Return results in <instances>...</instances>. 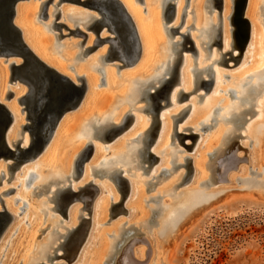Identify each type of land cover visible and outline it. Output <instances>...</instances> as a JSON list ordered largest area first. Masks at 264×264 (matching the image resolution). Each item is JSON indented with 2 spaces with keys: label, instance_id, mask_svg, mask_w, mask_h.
<instances>
[{
  "label": "bare ground",
  "instance_id": "6f19581e",
  "mask_svg": "<svg viewBox=\"0 0 264 264\" xmlns=\"http://www.w3.org/2000/svg\"><path fill=\"white\" fill-rule=\"evenodd\" d=\"M87 1L78 0L83 3ZM89 1L99 6L89 8L67 0H39V4L19 1L14 7L12 23L19 30L25 46L44 65L73 84L78 85V78H82L85 90L79 103L63 112L47 142L34 155V148L48 131V120L52 119L49 115L48 120L41 121L36 113L45 90L29 77L31 73L30 75L36 78L31 63L22 66L23 72L12 80L10 63L21 66L23 60L18 56H0L3 58L0 60V104L11 116L4 136L5 143L11 150H15V145L21 150H28L15 153L12 157H0L5 161L0 163V197L13 193L12 199H9L12 203L9 200H3L1 203V209L4 208L13 217L11 224L0 237V264H17L18 260L23 262L21 264H64L57 262L61 259H77L74 261L79 262L78 264H163L167 249L178 240L182 229L187 224H192L200 213L220 202L227 192L233 189L230 186L212 189L216 184L236 182L240 178L239 182L243 188L264 193V163L261 162L264 149V50L261 47L263 37L260 30V26L264 27V1L259 5V15L255 20L252 14L257 8L256 0H245L242 16L247 20L248 33L246 44L243 45L246 50L242 48L239 51L234 48L237 46L238 36L241 35L235 21V10L241 0H222V4L220 0V13L214 11L217 0H195L193 9L190 2L186 3V7H183L186 16L177 26L175 22L179 16L182 18L183 12L180 0H153V3H156L155 8L150 4L151 0H144L147 5L144 18L141 16L142 10L133 5V0H116L115 4L124 10L134 27L137 56L132 34L118 9L113 10L115 6L110 7V0ZM45 4V18L49 17L50 20L42 27L46 32L53 33L57 48L63 44L54 32V23H60L63 28L70 30L63 24L65 20L72 24L71 31L76 28L80 31L83 29L94 35L93 38L92 35L82 32L84 39L70 44L79 47L73 55L74 58L84 61L88 54L83 53L85 49L100 47L99 55L96 54L92 61L78 64L74 77L65 71L66 68L72 69L71 65L65 67L57 58L46 54L45 40L48 38L41 33L39 27L31 24L33 15H36L35 20L40 22ZM61 4H75L84 10L69 11L62 9ZM169 4L172 8H168ZM203 5L207 12H211L210 18L201 14ZM167 10L171 12H166ZM193 11L192 30H196L195 34L187 31L188 16ZM165 14H170L169 23V20L165 21ZM66 24L69 27V24ZM99 25L101 28L97 31ZM107 27L111 32L107 31ZM163 32L167 39L162 51L164 56L154 63L151 71L144 74L142 69L149 67L155 59L156 45L158 42H164ZM105 33L109 35L104 36ZM184 37L191 40L195 50L197 48L195 54L192 52V63L188 60L189 55L184 53L190 51L185 49ZM99 40L102 41L95 47ZM248 47L250 52L247 51ZM227 52L235 56L239 53L236 61L229 60L233 62L231 66L241 58L238 68L229 75L219 71L224 58L222 55L228 57ZM62 55L66 58L71 56ZM105 56L115 57L113 60L120 62V68H117L120 65H114L116 69L135 67L133 72H129L131 79L128 77V88L126 87L117 98V101L123 104L112 115H107L102 105L103 93H106L103 87L107 89L114 83V71L106 67L101 69L99 65L106 64L103 62ZM179 56L181 60L177 63ZM203 60L207 64L202 65ZM129 61L133 62L122 66L124 62ZM83 70L87 73L81 74ZM91 70L98 72L100 79L104 80L97 84L95 74ZM208 73L213 83L210 91L207 88L209 92L204 95L207 86L202 84V81L208 80ZM230 79L235 80L232 85L222 84ZM14 81L23 85L13 90L16 97L11 104H6L3 100L7 99L9 93L12 95L11 85H7ZM169 81L176 83L171 85L168 97L162 99L161 92ZM183 93L188 95L181 99ZM194 93L202 99L199 107H195L194 96L188 97ZM185 98L186 103L177 105ZM166 101L168 104L156 114L159 119L156 124L153 121L155 108ZM140 102L143 105L134 109V106L131 107ZM17 104L21 106L20 109ZM125 104L128 105L127 109ZM83 115L85 120L77 134V142L68 144L69 136L77 127L75 123H79ZM127 115H131L130 125L126 124L130 120H126ZM169 118L172 119V126ZM178 118L179 120L174 122ZM214 119L215 123L208 125ZM155 124V132L159 127L158 132L150 143ZM15 125L18 126V130L14 131L16 137L12 132ZM176 133H194L196 137L192 140L184 139L183 142L187 144V147H184ZM82 139L85 140L84 144ZM109 141V145L101 146L100 142L105 144ZM60 142L64 145L62 152L58 147ZM234 143H238V146L245 150L248 148L246 158L239 153V148H234ZM88 144L93 145L92 155L86 164H82L78 173V160L85 156ZM179 146L189 153L184 155ZM163 148L169 150L157 159L155 155L158 156L159 151V154H162ZM153 160L155 161L152 163ZM169 163H174L171 169L176 171L173 173L170 170L172 174L159 178L162 172L168 170L166 167ZM240 164L243 165L239 168ZM238 168L240 173L235 176L233 171ZM247 169L254 175L250 176L252 179L245 178ZM126 172L133 178H127ZM141 173H144L145 177H141ZM89 176H96L103 181L96 183L88 179ZM156 178H159V181L157 180L155 186L156 183L152 181ZM253 178L256 179L255 182ZM150 183L155 187H144L146 191L153 192L154 195L168 196L170 199L165 198L167 202L160 199L162 202L158 207L154 203L146 206L145 203L156 197L144 198L142 184L146 186ZM183 184V190L177 191V187ZM4 186L9 187L4 189ZM92 186L96 188L97 195L102 194L97 202H93V196H90ZM256 195L264 198L258 193ZM42 196L44 199H40ZM32 197L38 198L35 211L39 215H45L44 222L48 223L38 231L46 232L45 240L33 249L34 255L29 256L30 259L26 261L17 253L21 242V239H18L19 235L25 241L30 238L28 234L23 233L25 229L21 232L23 225L17 218L24 223L30 219L31 225L35 224L33 219L36 217L37 220L38 214L35 215L36 212L29 203V198ZM74 201H80L82 205L75 206ZM17 204L20 206L16 208V213L14 207ZM157 209L160 210L154 225L149 226L150 213L152 215ZM107 213L110 219L118 214H124L125 217H117L113 222L107 223L110 226L104 227ZM42 218H39L40 222ZM83 223H88L87 227L83 226ZM26 227L28 230L27 225ZM31 228L30 226V231ZM81 233L83 235L80 237ZM141 237H145L147 241L136 240ZM3 243L5 244L2 247ZM147 243L150 247L148 251L144 247ZM101 246L103 247L99 251L98 247ZM24 252L26 251H23V254Z\"/></svg>",
  "mask_w": 264,
  "mask_h": 264
},
{
  "label": "rangeland",
  "instance_id": "374dc122",
  "mask_svg": "<svg viewBox=\"0 0 264 264\" xmlns=\"http://www.w3.org/2000/svg\"><path fill=\"white\" fill-rule=\"evenodd\" d=\"M29 1H32L31 3L35 2L36 4H39V0H26V1L24 0L23 2L26 3ZM172 1H174V0H172ZM194 1L195 0H182V1L180 0V6L182 8L186 7V3L188 4L190 2L191 7L193 9L194 8ZM263 1L262 0H256V7L258 8V10L256 8L252 14V17L255 20L257 19V15H259L258 14V11H260L259 5H261L263 3ZM132 3L135 7H138L140 10H142L140 12H141V16L144 18L146 16V14H145L146 9L145 8L147 7V5L145 4V1L144 0H136V1L133 0ZM150 4H152L153 7L156 6V3L154 4L153 0H151ZM221 4H222V0H221ZM263 5H264V3H263ZM61 8L69 10V11H73V10L83 11L84 10V8H82L81 6H77L75 4H61ZM48 9H50V11H51L52 10L51 6H49ZM158 10L160 12L159 8H158ZM184 10H185V8H183V12L181 15L182 18H180V16H179L180 19L178 18L176 20V22H175L176 26L178 25V23H182L184 21V18L186 16ZM220 10H221V7L220 8H218V7L214 8L215 12L220 13L221 12ZM193 13H194V11L189 13V16H188L189 19L187 21V25L189 26L187 31H189L191 34L196 33V30H192V29H194V27L192 25V24H194V14ZM46 14L48 15V10H47ZM201 14L204 15L205 18H210L211 12H207V8H205V6L203 5L202 10H201ZM167 16L170 17V14H167ZM35 19H36V15H33L32 23H31L32 26L39 27L41 30V33L48 38L45 40L46 54L48 56L57 58L58 61H61L65 67L71 65L72 69L66 68L65 71L67 73H69V75H71L72 77H74V74H75L74 70H75V68H77L79 63H84V64L89 63L90 61H92L95 58L96 54L99 55V48L100 47H96V49L94 48L93 50L88 52V54L84 57V61L77 60L76 58H74L73 55L78 51L79 47L76 45L75 46H71V45L76 44L79 41H82L84 39L83 36H80V35L76 36V35H71V34L67 35L68 30L65 28H61V30H55L54 31L55 33L59 34V32H61V34L64 35L63 37L59 38V42L62 43L63 46L60 48L59 47L57 48L56 42H55L56 40L54 39L53 33L48 32V31L46 32V30L42 27V25L46 24L50 20V18L49 17L48 18H41L40 22L36 21ZM170 20L167 23H169ZM65 21L66 22L65 23L63 22V24L68 29H70V30L73 29L72 24L69 23V21H67V20H65ZM57 22H59V19L57 20ZM66 23L69 24V27L67 26ZM161 24H162V22H161ZM260 30H261V34L263 37V39H262L263 43H262L261 47L264 50V27L260 26ZM81 32H83L85 34H90L94 38V35L92 32H88V31H85L83 29H81ZM108 35H109L108 33L104 34V36H108ZM249 35H250V32H249ZM162 38H163L164 42L163 43L158 42V44L156 45V47H157L156 52L157 53L156 52L154 53V56H155L154 58L156 60L155 59L152 60V62H151L152 64L150 63L149 67L147 66V68L142 69L143 70V71H141L142 73L145 74L149 70L151 71V69L155 66L156 62L160 61L163 58L164 54L162 51L165 48V44H164L166 42L165 40H167L164 32H163ZM192 41L194 42L195 40H193V38H192ZM250 43H251V40H250ZM199 48H200V46H199ZM55 49H57L58 52H56ZM196 50H197V48H196ZM217 50H218V48H217ZM243 50L245 51L246 49L243 48ZM190 51L184 52V53L189 55L188 60L190 63H192L194 61V58L192 56L193 55L192 51L191 52ZM247 51L250 52V47H248ZM53 53H55V55ZM62 54L71 55V56H73V58L71 56L66 58ZM246 55H248V54H246ZM63 57H64V59H63ZM69 58H71V59H69ZM0 60H3V58H0ZM240 60H241V58H238V61L234 66H231V65H233L232 64L233 62L230 61L229 62V65L231 66L230 68H227L226 66H219V71L221 73H227L228 75L233 73L238 68ZM100 62H101V60H100ZM115 64L120 65V62L116 61V60H112V61L110 60V61H106L105 65L104 64L102 65L101 63L99 64L101 66V69H104V67H106V68H108V69L110 68L114 71L113 75H114V83L115 84L113 83L112 85H109L110 87L108 86L107 89L105 87H103V90H105L106 93H103L102 105H103V110H105L104 112L107 115H112V113H115L116 109L121 107L120 105L123 104V102H121V103L118 102L117 98H118V96H120V94L122 92H124L128 88L127 86H128L129 81L131 79V77H129L130 76L129 72L130 71L133 72L135 70L134 69L135 67L130 68L131 70L129 68L116 69L114 67ZM205 64H207V62H205L203 60L202 65H205ZM91 71H93V70H91ZM85 73H87L86 70H83L81 72V74H85ZM93 73L95 74V77L97 79L96 80L97 84L100 81L102 82L104 80V79H100V74L98 72L93 71ZM175 81H177V80H175ZM234 81H235L234 79H230L229 81L225 80V82L222 84L232 85L234 83ZM173 83H176V82H173ZM9 85H11L10 89H11L12 95L9 96L10 98H7V99L5 98V100H3V102L6 104H11V102L14 101L16 96L13 93V90L15 91L16 87L21 86L23 84H19V83H17V81H14L11 84H8L7 86H9ZM176 85L177 84H174V86H176ZM111 86H113V87L111 88ZM209 88H211V87H209ZM99 89H102V88H99ZM206 91L207 92H205L204 95H206V93H208L210 91V89H209V91L208 90H206ZM196 94L197 93L190 94L188 97H190L191 95L194 96L195 101H196L195 107H199L200 106L199 103L202 99L200 100V97H196ZM183 101L178 103L177 105H179V104L182 105V104L186 103L185 102L186 98ZM141 105H143V104L140 102V103H136V104L132 105L131 107L134 106L133 107V109H134L135 107L141 106ZM17 107H18V109H20L21 106L18 105ZM125 108L126 109L128 108L127 104H125ZM253 110H255V109H253ZM135 112H137V110ZM103 114H102V116H103ZM80 118H82V119H79L80 121L78 120L79 123H75V127L76 126L77 127L75 128L74 133L71 136H69L68 144L72 143V142H77V140H76L77 134H78V132H79V130L83 124V121L85 120V115H83ZM132 118H133V116H132ZM131 120L132 119L127 121L126 124L130 125ZM169 120L171 122L170 126H172V123H173L172 119L169 118ZM214 121H215V119L212 120V122L208 125L215 123ZM179 123L180 122H178V124ZM158 128H157L155 134L154 135L152 134L150 143L152 140H154L155 136L157 135ZM17 130H18V126L15 125L13 127V131H12L13 136H15V137L17 136V134L14 135V131L16 132ZM60 143H59L58 147L61 149V152H62L64 149V145H62V143L61 144ZM82 143L84 144L85 140L82 139ZM94 143H95V141H94ZM100 143L102 144V145L101 144L100 145L104 147V146L109 145L111 143V141L105 142V144H103L102 142H100ZM60 145H61V147H60ZM92 147H93V145H92ZM234 148H239L238 151L243 156V158L247 157L248 148L245 150V149L241 148L240 145L238 146V143H234ZM180 149H183L182 146L180 147ZM168 150H169V148H163L161 150V152L163 151L162 154L161 153L159 154V152H160L159 151L158 156L157 155H155V156L158 159L159 156L164 155V153H166ZM91 151H92V149L90 150V153L87 156V158L82 160L81 166H82V164H84V163L86 164L88 162L87 160L92 155ZM107 151H109V150H107ZM107 151L104 150V152H107ZM183 151H184L183 152L184 155H187L189 153L188 150L183 149ZM261 158H262L261 162L264 163V149H263V153L261 154ZM154 161L155 160H153L152 163ZM0 163H5V161L0 159ZM169 164L166 167V170L168 169L169 171L167 170L168 172L167 171L162 172L160 174L159 178H163V177H166V176L172 174L170 172V170H172V172L176 171L175 169H171V167L173 166L174 163H171L170 166H169ZM241 165H243V164H240L239 168L241 167ZM49 167L53 168L52 165H49ZM54 167H55V165H54ZM239 168L233 171L235 176H237L240 173ZM139 172H141V170L138 171V173ZM134 173L136 174L137 172H134ZM143 174L141 177H145ZM80 175H81V173H80ZM245 175H246V173H245ZM250 176L252 177L254 175H251L249 173V170L247 169V177H245V178L252 179ZM95 177L96 176H93V177L89 176L88 179H92L96 183H101V181H103L100 178H98V177L95 178ZM126 177L129 179L133 178L132 176H129V172H126ZM126 177H125V179L128 182V179ZM159 178L155 179L156 182H155V180L152 181V182H154V184L156 183L155 186L157 185ZM239 179L240 178H238L236 180V182H230L229 181V182L222 183V184H216L212 188V189H214V188H222L225 186H230L233 189H231L229 192H227V195L223 199H221L220 202L214 203V205L210 206L207 210H204L202 213H200V215L198 217H196V219L193 221L192 224L189 223L182 229V233H181L180 237L178 238V240L175 243H173L167 249V251L164 255L163 264H264V198H260L256 195L258 193L259 195H262L264 197V193L263 192H255L253 190L248 191L249 189H245L242 187L243 185L240 184ZM253 179H254L253 181L255 182L256 179L255 178H253ZM253 181H252V184L254 185ZM150 184H147L146 186L142 184L144 198H147L146 196H150V197L156 196V197H155V199L150 200L149 203H145L146 206L154 203L158 207L160 205V202H162V201L167 202L166 199H168V200L170 199L168 196H164L161 194H159L160 196L154 195V194H152L153 192L146 191L144 187H147V186L148 187H155L154 184L153 185L151 184L152 186H150ZM123 185H125V184H123ZM95 186H96L97 190L99 191L98 186L97 185H95ZM4 187H5L4 189H6L9 186H4ZM184 187H185V184L178 186L177 191L180 192L181 189L183 190ZM91 190H94V189L92 188ZM116 193H117V196L120 197L119 193L118 192H116ZM12 194L13 193L9 194L8 196L0 197V199H1L0 209H1V205H2L1 203L3 202V200L5 201V200L12 199V197H13ZM151 194H152V196H151ZM96 195H97L96 193L93 195V198H92L93 202H97L99 197L102 194L100 195V193H99L97 196ZM40 199H44V197L40 198ZM160 199H162V201ZM163 199H165V200H163ZM36 200H38V198L32 197V198H29L30 202L28 201L31 204V206H33L34 212H36L35 211V209H36L35 203L37 202ZM9 201H11V203H12V200H9ZM73 204H75V206H77V205L81 206L82 205L80 201H74ZM19 206H20V204H17V206L14 207L15 212L17 211L16 208ZM144 208H145V210H147L146 207H144ZM159 210L160 209L155 210L152 215L150 213V218L148 221L149 226L154 225V222L156 220L157 214L159 213ZM32 213H33V211H32ZM37 214L38 213L36 212L35 215H37ZM40 215L39 214L37 215V218H38L37 220H36V217L34 218L35 220L33 219V221H35L34 225H31L32 222H30V219H27L26 222L24 223L23 220L21 221L20 218H17L19 220L18 222H20L23 225V229L21 232H23L25 229L26 231L23 233L25 235L28 234L29 238H30V239H28V241L27 240L25 241V239H22L19 235V239H18V240L21 239V242L18 241L20 243V245H19V250L17 251V253L19 256L22 255L21 256L22 258L21 257H19V258L26 259V261H28L30 259V257H32L34 255L35 252L33 249H35V247L39 243H41L45 240L46 232L45 231L44 232H38V231H40L42 228H44L48 222H44L45 221L44 218H46L45 215L43 216L42 213ZM40 217L41 218L43 217L42 219H40L41 222L39 221ZM117 217L124 219L125 216H124V214H118V216L110 219L109 214L107 213L106 218L104 219V222H106V223L103 226L104 227L110 226V224H107V223L113 222L114 219H116ZM26 225L28 226V230H27ZM87 225H88V223H83V226L87 227ZM30 226L32 227L31 231L29 229ZM37 226H39V227H37ZM37 228H39V229H37ZM35 229H37V231H35ZM32 230H33V232H32ZM32 234H34V235H32ZM145 234H147V231L145 232ZM82 235L83 234L81 233L80 237ZM136 240L137 241H140V240L147 241V239L145 237H141V238L136 239ZM4 244L5 243L2 244V247L4 246ZM25 244H27V245H25ZM29 244H30V247H29ZM26 246H27V248H26ZM20 247H22V249ZM102 247L103 246H101L100 248L98 247V250L100 251L102 249ZM144 247L147 249V251L150 249L148 243L145 244ZM23 251H26V252H24V254H23ZM1 255H2V253L0 250V256ZM80 256H81V254H80ZM8 260H12V259H8ZM14 260H16L15 256H14ZM74 260H77V259H73V260H69V261L61 259V260H57V262L59 261V262L64 263V264H78L79 263V262L76 263V261H74ZM18 262L20 264L23 263L21 260H18L17 264H18Z\"/></svg>",
  "mask_w": 264,
  "mask_h": 264
},
{
  "label": "water",
  "instance_id": "95a60500",
  "mask_svg": "<svg viewBox=\"0 0 264 264\" xmlns=\"http://www.w3.org/2000/svg\"><path fill=\"white\" fill-rule=\"evenodd\" d=\"M19 1H24V0H0V56H3L4 58H7L9 56H18L20 57L23 61L21 66H16L13 63H10L9 65V69L11 72V79L13 80L14 78H16L17 75H19L20 73L23 72V68L22 66L31 63L32 65V69L34 70L33 73H35L36 78H33V76H31L29 74V77L33 80V81H37L40 86L45 90L44 96L42 98V101H39L38 104V109L36 111V113L40 116L41 121L44 120H48L49 115H51L52 119L48 120L50 122V127L48 129V131L45 133V135L41 138V140L38 142L37 146L34 148V155L36 153H38V151L42 148V146L47 142V140L49 139L53 127L56 124V122L58 121V119L60 118V116L63 114V112L65 110L68 109H72L74 108L79 101L81 100L82 96H83V92L85 90V84L83 83L82 78H78V80H80L79 84H73L71 81L67 80L65 77L61 76L60 74H58L55 70L47 67L46 65H44L40 60H38L33 54L32 52L25 46V44L22 42L21 40V36H20V32L19 30L13 25L12 23V19L14 16V7L16 5L17 2ZM70 2H76L78 4H82L84 6L87 7H94L97 8V6H99L97 3L95 2H91V1H87L86 3L83 2H78V0H67ZM116 0H110V7H114L113 10H115L116 8L118 9V12L120 13V15L124 16V20L127 24L128 29L130 30V33L132 34V41L135 44V51L136 56L138 54V46H137V39L135 36V32H134V27L131 23V20L129 19V17L125 14L124 10L116 5L115 2ZM217 4L216 7L220 8V0H217ZM244 6H245V0H241L237 6H236V10H235V21L237 23V26L239 28V30L241 31V35L240 37L238 36L237 38V46L234 48H238V50L240 51L243 48V45L245 44V41L247 39V33H248V23L247 20L242 16L243 14V10H244ZM120 7V8H119ZM46 8V4L43 6V9L41 11V17L45 18V10ZM111 8V9H112ZM168 8H172L171 4L168 5ZM166 12H171L169 10H167ZM58 16V15H57ZM57 16L55 18H57ZM165 21L169 20V16H167L165 14ZM54 27L56 30H60L61 28H63L64 26L60 23H54ZM100 25L97 29L100 30ZM172 30V29H171ZM107 31L111 32V30L109 29V27H107ZM76 35V36H84V34L78 30L77 28L74 31L68 30V34L67 35ZM57 38H61L64 35L61 34V32H59V34H56ZM185 43H186V50H191L194 54L196 53L195 48L193 47V44L191 42V40L188 38H185ZM102 40H99L96 44L95 47L99 44V42H101ZM219 46V43L217 44ZM92 48H89L88 50L85 49V51L83 52L84 54L90 52ZM207 48V47H206ZM228 57L225 58V54H223L222 56L224 57L222 60L221 65L222 66H226L227 68L231 67L227 62H229V60H233L236 61L239 53L237 56L235 55H231L230 53H228ZM115 57H109V56H105L103 58V62L106 61H110L113 60ZM181 60V56L178 57L177 59V63L180 62ZM133 61H129V63H123L122 66L131 64ZM120 66H117V68H120ZM208 80H203L202 84H205L207 87L205 90H207V88L212 86V79L209 75V73L207 74ZM171 85L172 82L168 83V85L165 86L164 90H162L161 92V97L162 99H166V97H168L169 91L171 90ZM186 95L183 93L181 96V99L184 98ZM10 96V93L8 94L7 98ZM201 96V95H199ZM166 104H168V101H166L163 104H158L157 107L155 108V112L153 114V121L156 122V124L159 122V119L157 118V113L158 111L163 108ZM50 118V117H49ZM126 120H129L131 118V115H127L126 116ZM11 120V116L10 113L8 112V110L2 105L0 104V157L1 156H10L12 157V155H14L15 153H23L25 151L28 150H21V148H18L17 145H15V150H11L7 147L6 143H5V132L6 129L10 123ZM178 119H175V121H178ZM154 125V130H153V134L155 132V127L157 125ZM176 135H179V141L181 142V144L184 147H187V144H185L183 142L184 139H193L196 137V134L194 133H188V134H183V133H176ZM91 144L87 145V149L85 152V157L81 160H78L77 163V167L79 168L78 173L80 172V168H81V162L82 160H84L85 158H87V156L90 153L91 150ZM33 155V156H34ZM124 183V181H123ZM125 184V183H124ZM95 190H92L90 192V196H93L96 192V188L94 186H92ZM12 215L6 211L4 208H2L0 210V237L2 236V234L4 233V231L6 230V228L8 227V225L10 224L11 220H12ZM59 257V256H57Z\"/></svg>",
  "mask_w": 264,
  "mask_h": 264
}]
</instances>
